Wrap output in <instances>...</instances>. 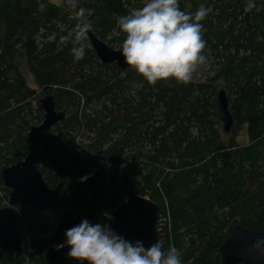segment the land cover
<instances>
[{
	"label": "trees",
	"instance_id": "1",
	"mask_svg": "<svg viewBox=\"0 0 264 264\" xmlns=\"http://www.w3.org/2000/svg\"><path fill=\"white\" fill-rule=\"evenodd\" d=\"M177 4L187 13L202 4L209 9L201 21L207 62L193 74L198 83L168 78L149 84L132 68L100 62L87 39L84 59L74 62L71 38L57 50L59 38L80 20L64 0L61 6L0 0L1 185L3 170L29 152V128L43 121L41 95H53L58 110L68 112L43 136L37 161L46 184L61 191L59 208H15L23 256L0 250V264H46L57 225L52 215L59 221L60 211L68 210L78 224L110 225L104 214L111 217L133 195L159 205L164 249L178 248L182 264H221L219 248L235 219L264 232V0ZM80 6L93 10V33L120 49L125 34L114 16L143 3L80 0ZM220 89L235 96H228L235 116L230 135L218 128ZM244 125L249 145L225 142Z\"/></svg>",
	"mask_w": 264,
	"mask_h": 264
},
{
	"label": "clouds",
	"instance_id": "2",
	"mask_svg": "<svg viewBox=\"0 0 264 264\" xmlns=\"http://www.w3.org/2000/svg\"><path fill=\"white\" fill-rule=\"evenodd\" d=\"M64 4L80 20L72 32L59 38L57 50L71 38V54L76 62L85 57V41L93 29L90 19L93 10L81 7L80 0H64ZM252 6L249 4L246 10ZM208 13L203 4L194 13H187L178 7L177 0H145L142 7L114 16L118 29L125 34L120 45L124 63L149 84L168 78L189 82L207 62L201 21ZM104 215L111 219L108 213ZM65 237L54 248L56 251L68 248L67 257L77 264H182L178 248L169 246L165 250L160 239L148 247L143 241L130 242L107 223L84 219L67 229ZM253 248L264 253V237L256 240Z\"/></svg>",
	"mask_w": 264,
	"mask_h": 264
},
{
	"label": "water",
	"instance_id": "3",
	"mask_svg": "<svg viewBox=\"0 0 264 264\" xmlns=\"http://www.w3.org/2000/svg\"><path fill=\"white\" fill-rule=\"evenodd\" d=\"M87 40L96 56L103 64H115L121 70L131 69L124 63L120 49H114L99 39L91 30ZM218 113L222 132L230 135L234 129L235 116L230 109V101L225 89L217 92ZM39 109L44 112L43 121L32 125L28 131L30 142L26 157L2 172L4 186L10 190L8 206L0 208V250L14 254L15 259L23 256L19 225L15 208L30 207L35 211L53 213L59 208L61 191L51 189L44 181L37 167L42 138L59 123L68 118L66 110H58L53 95L39 100ZM59 221L49 237L44 254L46 264H77L67 257L68 248L56 251L54 246L66 239L65 231L77 225L76 219L68 210H61ZM159 205L151 199L133 195L118 207L111 216L110 227L126 240L135 243L143 241L148 247L161 239ZM228 238L219 248L221 264H264V253L253 248L256 240L264 237V232L245 228L239 220H233L227 228Z\"/></svg>",
	"mask_w": 264,
	"mask_h": 264
},
{
	"label": "rangeland",
	"instance_id": "4",
	"mask_svg": "<svg viewBox=\"0 0 264 264\" xmlns=\"http://www.w3.org/2000/svg\"><path fill=\"white\" fill-rule=\"evenodd\" d=\"M48 1L53 3L56 6H61V4H62V0H48ZM141 1H142V3L145 2V0H141ZM106 43L109 46H111L112 48L119 50V48H116L115 46L109 44L108 42H106ZM25 75H26V79H27L29 85L32 88H34V89H36L37 91L40 92V88L35 84V81H34V78L32 77V75L28 74L27 72L25 73ZM200 80H202V79H200ZM200 80H199V77L193 75L192 81L194 83L201 82ZM216 83L218 84L219 87L223 88L222 86H224V85L222 84V80H219ZM228 94L230 95L231 100H233L235 96L232 95L231 92H229V91H228ZM44 96H46V93L42 94L40 99L43 98ZM218 128L222 132V124L221 123H220ZM247 129H248V126L244 125L240 130H238V134L237 135H235V136L231 135L229 137H226L225 142L230 143L233 140L239 146H247V145H249L250 142H249ZM5 189H7V188L4 186V184H2V185L0 184V208L8 206L9 194L6 195V193L4 191ZM52 216H53V221L58 223V220L56 221L54 215H52Z\"/></svg>",
	"mask_w": 264,
	"mask_h": 264
},
{
	"label": "built area",
	"instance_id": "5",
	"mask_svg": "<svg viewBox=\"0 0 264 264\" xmlns=\"http://www.w3.org/2000/svg\"><path fill=\"white\" fill-rule=\"evenodd\" d=\"M90 222H92V221H90ZM92 223H94V222H92ZM164 224H165V218H159V222H158V230H159V234H160V236H161V233H160V231L162 230V228L164 227Z\"/></svg>",
	"mask_w": 264,
	"mask_h": 264
}]
</instances>
